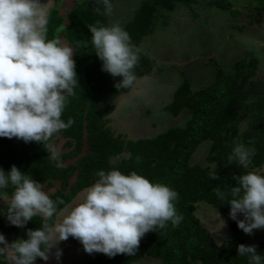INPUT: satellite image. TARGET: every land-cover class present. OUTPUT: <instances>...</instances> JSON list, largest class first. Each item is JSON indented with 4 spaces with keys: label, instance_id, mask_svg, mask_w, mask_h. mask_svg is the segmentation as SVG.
Masks as SVG:
<instances>
[{
    "label": "trees",
    "instance_id": "obj_1",
    "mask_svg": "<svg viewBox=\"0 0 264 264\" xmlns=\"http://www.w3.org/2000/svg\"><path fill=\"white\" fill-rule=\"evenodd\" d=\"M195 1L142 0L132 18L123 25L122 29L129 33L131 43L138 51V64L133 70L137 79L149 75L153 67V62L138 50L142 39L153 33L161 18L164 22L160 26L166 27V17L179 2ZM110 2L112 4L113 0ZM207 3L217 10L237 14L230 0H209ZM108 25L102 0H73L66 21L57 8L48 11V39L64 40L73 48L72 59L78 79L75 94L68 97L61 117L65 123L71 119L73 124L57 134L67 140L64 146L69 150L56 153L55 140L49 142V147V144L0 137V169L8 173L16 166L47 188H53L55 182H59V188L49 193L54 202L63 200V204H57L58 210L94 184L101 170L105 173L119 170L124 175L136 172L150 182L164 184L178 193L174 203L177 214L183 216L178 226L173 227L169 222L163 229L148 232L134 255L108 256L100 261L102 264H135L142 259L158 260L161 264H250L249 256H239L237 252L241 244L255 246L257 254L262 256L261 264H264V229L246 235L237 227V220L244 219L243 215L231 219L228 205L232 199L229 189L238 186L234 177L249 171L258 173L264 166V88L257 91L254 81L258 60L246 53L234 61L230 73L217 68L214 82L198 90H192L184 79L165 109L173 117L187 110L189 115L185 124L151 139L123 141L113 136L106 118L112 101L127 93L129 88L117 90L114 85L120 77L113 78L102 71V61L95 55L89 31V26ZM242 121L246 123L243 130ZM204 141L210 143L207 166L190 164V157ZM237 143L254 149L248 168L235 160L229 163L228 157ZM84 145L87 152L78 157ZM124 152L128 158H122L117 166L109 163L110 158ZM72 160H75L73 164L62 166ZM75 172L76 178L66 192ZM215 175L217 178L213 179ZM217 190L224 193L223 199L217 196ZM7 191L10 195L11 187ZM201 202L214 207L224 218L230 232L226 244L216 245L200 226L194 211ZM55 220L53 217L48 223L51 225ZM42 224V218L34 217L24 227L13 226L7 220V202L0 207V234L8 244L17 239H28L27 231L39 229ZM41 261L37 258L35 263ZM0 264L13 263H9L6 256H0ZM93 264H99V261L96 259Z\"/></svg>",
    "mask_w": 264,
    "mask_h": 264
},
{
    "label": "clouds",
    "instance_id": "obj_2",
    "mask_svg": "<svg viewBox=\"0 0 264 264\" xmlns=\"http://www.w3.org/2000/svg\"><path fill=\"white\" fill-rule=\"evenodd\" d=\"M102 3L105 13H111L110 0ZM89 31L102 71L120 77L114 85L117 90L131 87L137 79L133 70L139 56L129 33L119 24L89 26ZM72 55V47L58 38L48 39L47 4L0 0V137L49 144L73 124L71 119L67 123L61 119L68 97L78 86ZM252 155L254 149L237 143L228 160L248 168ZM97 176L79 203L70 210H58L57 204L63 200L54 202L27 173L16 166L8 173L0 169V200L7 201L8 222L24 227L34 217L43 220L41 228L27 231L26 240L8 244L0 234V256L10 257L14 264H35L37 258L46 261L49 251L69 237L89 254L131 256L146 233L163 229L169 222L176 227L182 221L174 203L178 193L170 187L152 183L136 172L124 175L119 170H101ZM234 179L238 186L229 189V217L236 220L242 214L244 219L237 220V227L251 235L264 229V175L249 171ZM216 194L224 198L222 191ZM60 216L59 221L48 223ZM223 226L221 221L217 229ZM237 252L249 256L250 264H261L255 246L241 244Z\"/></svg>",
    "mask_w": 264,
    "mask_h": 264
},
{
    "label": "rangeland",
    "instance_id": "obj_3",
    "mask_svg": "<svg viewBox=\"0 0 264 264\" xmlns=\"http://www.w3.org/2000/svg\"><path fill=\"white\" fill-rule=\"evenodd\" d=\"M57 1L40 0V3L47 4L48 11L57 8L66 21V14L73 0H61L60 3ZM208 1L179 2L177 8L166 17L168 25L162 28L160 24L164 22V18H161L153 33L142 39L138 50L153 62V67L149 75L137 79L127 93L112 101L106 119L107 127L111 129L114 137H120L123 141L151 139L170 128L182 127L188 119V111L183 110L178 116L173 117L165 109L171 102L177 86L186 79L192 90L205 88L214 82L217 68L230 73L234 61L243 58L246 53H251L258 60L259 66L254 81L257 83V91H262L264 0H230L233 9L237 11L236 15L210 7ZM141 3L142 0H113L112 11L107 14L109 25L119 24L122 28ZM240 125L243 130L246 126L245 121ZM56 138L58 148L56 150L59 151L64 140ZM209 146L208 141L202 142L190 157V164L207 166ZM86 152L87 146L84 145L78 157H82ZM122 158H128V154L124 152L112 157L109 163L117 166ZM258 173L264 175V166ZM41 186L44 191L56 189ZM84 190L63 209L70 210L79 203ZM194 215L216 245L229 241L228 227L214 207L203 202L198 203ZM55 219L59 221L62 216ZM221 221L224 222V226L217 229ZM105 257L108 256L103 253H86L78 240L69 237L58 242L50 250L46 261L42 260L35 264H93L96 259L102 264L100 261ZM135 264L161 262L142 259Z\"/></svg>",
    "mask_w": 264,
    "mask_h": 264
},
{
    "label": "water",
    "instance_id": "obj_4",
    "mask_svg": "<svg viewBox=\"0 0 264 264\" xmlns=\"http://www.w3.org/2000/svg\"><path fill=\"white\" fill-rule=\"evenodd\" d=\"M71 5H72V3H71ZM70 10H71V6H70L69 11H70ZM62 44H66L64 40H62ZM57 151H58V150H56V152H57ZM73 163H74V160H72V161H70V162H68L67 164H64V165H62V166H68V165L73 164ZM76 175H77V172H75L74 175H73V177L70 179L69 184H68V187H67V191L70 190V188H71V186H72V184H73V182H74V180H75V178H76ZM59 186H60L59 182L56 181V182H55V187H56V189H58ZM43 188H44V187H43ZM54 190H55V189H54ZM54 190H53V191H54ZM53 191H52V190H45L46 194L52 193ZM67 191H66V192H67ZM6 202H7V201H4V200L0 201V207H1L2 205H4ZM6 242H7V241H6ZM7 259H8V261H9V263H13V264H14V262L12 261V259H11L10 257H7Z\"/></svg>",
    "mask_w": 264,
    "mask_h": 264
},
{
    "label": "flooded vegetation",
    "instance_id": "obj_5",
    "mask_svg": "<svg viewBox=\"0 0 264 264\" xmlns=\"http://www.w3.org/2000/svg\"><path fill=\"white\" fill-rule=\"evenodd\" d=\"M56 137H58L59 139H61V140H64V143L67 141L66 139H64V138H62L61 136H59V135H55L53 138H52V140H55L56 141V144H57V138ZM64 143H63V145H62V149L61 150H59V151H57L56 153H59V152H63V151H65V152H67L68 150H69V148H66L65 146H64ZM56 149H58L57 147L55 148V151H56ZM45 185V184H44ZM46 186V185H45Z\"/></svg>",
    "mask_w": 264,
    "mask_h": 264
}]
</instances>
